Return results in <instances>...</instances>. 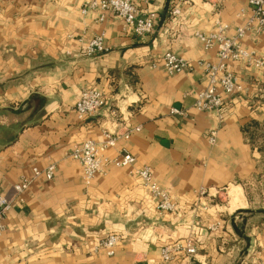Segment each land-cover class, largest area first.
<instances>
[{
	"label": "crops",
	"instance_id": "0c3cea01",
	"mask_svg": "<svg viewBox=\"0 0 264 264\" xmlns=\"http://www.w3.org/2000/svg\"><path fill=\"white\" fill-rule=\"evenodd\" d=\"M130 1L142 14H155L151 33L134 35L110 13L97 21V11L81 13L84 0H0V194L9 202L0 264H264V215L250 199L230 211L220 203L230 186L233 202H241L242 184L256 181L264 161L245 131L264 122V72L228 61L240 89L219 122L192 106L207 85L201 68L167 75L150 67L165 50L215 62L216 47L204 50L194 33L213 31L219 19L234 34L249 16L247 0H184L176 15L172 0ZM98 33L108 51L83 55ZM241 43L264 57V34L247 33ZM88 87L102 91L106 103L79 119L73 106ZM172 107L186 114L172 115ZM128 127L139 129L104 154L114 158L125 148L133 163H110L84 185L70 149ZM213 128L211 144L206 134ZM50 162L52 179L40 175L16 190L32 168ZM143 165L169 191L175 212H156L155 198L133 172ZM201 187L210 194L205 210L195 196ZM217 219L219 229L207 230ZM108 232L121 237L114 255L91 254L94 240ZM187 236L194 255L161 259L164 243Z\"/></svg>",
	"mask_w": 264,
	"mask_h": 264
},
{
	"label": "built area",
	"instance_id": "2783aa9c",
	"mask_svg": "<svg viewBox=\"0 0 264 264\" xmlns=\"http://www.w3.org/2000/svg\"><path fill=\"white\" fill-rule=\"evenodd\" d=\"M172 1L174 7L171 12L176 15L179 13L178 4L184 0ZM247 5L250 12L249 16L242 25L235 27L234 34L229 35V26L219 19L215 20L213 31L208 33L196 31L194 33L204 50L216 47L217 59L215 62L207 59L190 61L171 50H165L150 62L151 68H160L167 75L201 68L206 76L207 85L195 94L192 106L197 111L213 112L219 122L229 111V97L240 89L237 76L227 68L228 61H241L264 72V57L258 56L253 50L245 48L241 43L242 38L247 33L264 34V0H247ZM91 11L98 12L97 21H103L106 13L112 14L123 21L134 35H144L153 31L155 14L152 12L142 14L130 0H84L81 13ZM103 37V33L90 37L83 45V55L95 57L106 53L108 47L104 44ZM105 103L106 97L102 91L95 87H88L80 91L73 111L77 118L83 119L97 114ZM169 113L184 116L186 111L172 107L169 109ZM138 129V127H128L122 133L104 130L99 139L84 140L70 149L68 156L79 164L84 185H88L96 174L103 173L110 163L117 166H127L133 163L134 157L125 148H121L114 158L107 157L104 151L114 147L119 138H128L131 132ZM216 132V128H213L206 134L209 143H215ZM55 169L56 165L53 162L48 163L42 169L32 168V177L22 178L15 185L16 190L18 192L23 191L32 179L40 175L47 180L52 179ZM133 172L141 179L146 191L155 198V210L158 214L176 211V205L169 191L156 183L150 166L143 165L134 169ZM195 196L200 207L205 210L207 208L206 198L210 196L208 189L199 188ZM8 209L9 202L0 194V234L5 230L4 220ZM196 215L197 213H195ZM220 226L221 221L217 219L208 223L206 228L209 231H216ZM120 238L117 233L108 232L94 240L90 253L113 256ZM177 253L194 255L196 253L194 238L187 236L182 241L173 240L160 247V256L163 261L170 260Z\"/></svg>",
	"mask_w": 264,
	"mask_h": 264
},
{
	"label": "rangeland",
	"instance_id": "374dc122",
	"mask_svg": "<svg viewBox=\"0 0 264 264\" xmlns=\"http://www.w3.org/2000/svg\"><path fill=\"white\" fill-rule=\"evenodd\" d=\"M252 144L255 146L259 154L264 156V122H262L259 129L255 131ZM258 170V177L255 182L242 184L241 193L244 199L242 198L241 202L238 204H235L231 198L232 196L230 192L232 191L233 186L222 191L223 194L221 195L220 203L224 204L227 210L230 211L237 206L242 204L245 205V201L250 199L252 206L256 209V214L264 215V208H262L264 207V161H261ZM232 194L235 196L237 195L234 191Z\"/></svg>",
	"mask_w": 264,
	"mask_h": 264
},
{
	"label": "trees",
	"instance_id": "16d2710c",
	"mask_svg": "<svg viewBox=\"0 0 264 264\" xmlns=\"http://www.w3.org/2000/svg\"><path fill=\"white\" fill-rule=\"evenodd\" d=\"M260 124L257 122H251V125L245 128V131L248 133L249 141L252 143L254 139V133L259 129Z\"/></svg>",
	"mask_w": 264,
	"mask_h": 264
}]
</instances>
